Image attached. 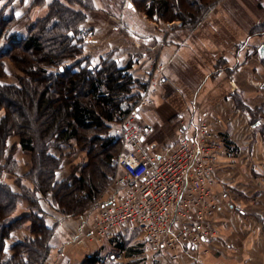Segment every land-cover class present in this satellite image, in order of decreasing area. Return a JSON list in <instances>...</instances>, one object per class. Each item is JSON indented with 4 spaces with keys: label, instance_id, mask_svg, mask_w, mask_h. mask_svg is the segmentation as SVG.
<instances>
[{
    "label": "trees",
    "instance_id": "trees-1",
    "mask_svg": "<svg viewBox=\"0 0 264 264\" xmlns=\"http://www.w3.org/2000/svg\"><path fill=\"white\" fill-rule=\"evenodd\" d=\"M132 1L151 18L180 19L181 25L198 23L201 13L212 4V0ZM21 18H2L1 23L0 38L8 39L9 45L0 52V111L4 110L0 117V151L7 147L10 137L17 135L21 146L33 154L34 165L28 177L34 185L17 192L0 176V264H44L54 227L39 204L41 195L51 196L53 205L66 215L84 214L98 204L118 174V155L112 149L122 139L109 133V122H121L133 109L131 101L135 97L130 93L137 79L130 72V64L121 66L117 58L101 65L93 64L89 57L76 59L83 53L79 43L84 40L79 37L84 18L81 12L55 2L46 17L29 25L26 37L16 38L13 30ZM4 58H10L23 71L17 83L4 80ZM72 138L90 153L99 151L103 158L100 166L89 162L81 175L58 180L62 158L52 149ZM8 157L9 169L13 170V154ZM21 201H28L30 213L13 216ZM26 219L32 220L34 237L11 242L13 231ZM123 241L122 237L114 238L111 244L115 251L108 257L101 251L103 246L81 264H105L108 258L123 252L133 256L143 251L142 242L126 245ZM9 249L14 253L9 254ZM143 261L132 259L124 264Z\"/></svg>",
    "mask_w": 264,
    "mask_h": 264
},
{
    "label": "crops",
    "instance_id": "crops-1",
    "mask_svg": "<svg viewBox=\"0 0 264 264\" xmlns=\"http://www.w3.org/2000/svg\"><path fill=\"white\" fill-rule=\"evenodd\" d=\"M31 1L33 0H15L6 6L3 18L23 17L29 12L31 22H35L48 13L49 4L52 2L47 0L45 4L31 9ZM1 3L4 5L5 0H1ZM114 14L116 16L114 19L119 23L115 24L114 29L118 30L119 26H123L135 42V46L132 45L134 48L129 46L125 50L122 46L120 52H117L120 58L126 56V59H130L129 61L134 63L135 70L138 64L136 60L139 58L135 54L142 52L147 55L149 48H157L156 53L168 63L166 72L170 76L171 83L161 89L160 102L155 112L139 113L141 119L149 125L145 138L149 149L152 151L158 149V152L154 151L155 153L166 152L164 150H166L167 141L180 131L181 119L188 124L194 117V112H206L213 122L218 120L215 124L216 130L227 144V149L220 157L219 167L211 180L220 204L216 214L218 233L208 242L198 246L196 252L202 254L201 264H264V219L255 218V215L264 217V212L256 210L258 208H246V202L255 205L264 200V190L255 188L259 184H264V178L260 176L264 173V166L257 163L256 159L254 160L255 154L264 152V135L262 131L257 130V126L264 123V114L256 118V124L250 121L248 115L257 105L264 104L263 65L256 64L252 52L249 54L250 51L246 52L243 46L235 45L234 48L232 45L226 48L219 46L210 52V42L207 39L203 41L192 35H179L172 32V34L167 32L166 36H161L137 13L134 5H130V1L126 3L122 13L114 12ZM242 28V26L235 27L238 29L234 35L235 42L249 45L250 50L256 49L254 53L259 56L264 45L263 34H251L243 31ZM178 29H180L179 25L173 27L172 31H179ZM14 35L16 38L26 37L27 28L21 27L15 30ZM92 39L93 43L98 42L96 37ZM8 45L7 39L5 43L0 44V52L4 51ZM115 47L118 45L111 44L110 51L111 49L114 51ZM135 47L141 49L137 51ZM127 51L130 52L127 53ZM131 53L132 56L129 57ZM219 57L225 58L222 63L216 62ZM174 62L178 64L174 66ZM187 69H192L191 73L196 74H192L193 80L190 82L186 81V75H184ZM155 124L159 126L157 128L161 132L154 135L151 131L156 130ZM152 135H154L153 138ZM148 137L151 138L150 141ZM75 142V139H72V148ZM16 144V159L20 165L17 174L22 177L28 171L24 166L30 168V161L24 164L20 155L29 154L30 151L21 146L19 138ZM53 153L57 155L56 149ZM69 164L64 162V165ZM64 165L57 172L58 180L70 175L68 168ZM76 173L78 175V172ZM10 177L11 175H9V181L12 180ZM23 183L33 187V183L29 180H23ZM10 184L12 187L15 186ZM14 189L19 192L18 184ZM111 192L110 187L101 198V202L109 199ZM41 202L47 214V222L55 229L51 241L52 251L44 264H81L87 255L105 246V243L88 236L99 215L98 205L85 214L66 218L52 207L49 201L41 199ZM29 213L30 209L20 203L15 216L21 217ZM132 229L134 228L128 227V230L119 236L131 240L129 245L138 243H136L138 235L134 234ZM31 231L30 221H24L13 233L11 240L33 238ZM107 239H109L108 242L114 240V238ZM142 244L143 251L140 253L133 256L121 253L120 264L139 258H143L144 264H180L172 260L166 250L153 255L146 250L143 242ZM204 248H208L209 251L204 253ZM189 257L185 254L184 261Z\"/></svg>",
    "mask_w": 264,
    "mask_h": 264
},
{
    "label": "built area",
    "instance_id": "built-area-1",
    "mask_svg": "<svg viewBox=\"0 0 264 264\" xmlns=\"http://www.w3.org/2000/svg\"><path fill=\"white\" fill-rule=\"evenodd\" d=\"M148 62L144 105L152 102L159 85L171 81L167 62L154 57ZM139 108L120 122L118 132L126 150L116 159L119 172L110 186L111 196L101 202L88 236L103 242L120 238L127 227H138L151 254L166 250L180 264H201L198 246L218 232L215 217L220 204L211 180L227 149L215 127L218 120L194 112L188 124L181 119L178 139L166 152L151 153ZM185 254L190 256L186 261Z\"/></svg>",
    "mask_w": 264,
    "mask_h": 264
},
{
    "label": "rangeland",
    "instance_id": "rangeland-1",
    "mask_svg": "<svg viewBox=\"0 0 264 264\" xmlns=\"http://www.w3.org/2000/svg\"><path fill=\"white\" fill-rule=\"evenodd\" d=\"M14 1L15 0H12L9 2L8 0H5V4L2 5L1 0H0V28H1L2 18H3V14H4V10H5L6 6L10 5ZM46 1L47 0H33V1H31L32 2L31 3V9L34 6H39V5L45 4ZM101 1L100 0H52V2L49 4V7H48V13L46 12L47 14L44 17H46L49 14V12L51 11L52 5L55 2L63 4L65 6L71 8L74 11L81 12L84 15V18L80 22L79 37H83L84 40H82L79 43L83 45V53L81 55H79L76 59H81L83 57H89L90 61L93 64L101 65L107 59L117 58L119 60V64L121 66H125L127 64H130V72L132 73L134 78L137 79V84L135 85L132 92L130 93L133 95V97H135L131 101V105L133 106V109L136 108L137 106H139L140 108L138 109V111L140 114L141 113L143 114L144 111L145 112H148V111L155 112V110H156L155 108L157 107L158 103L160 102V96H161L160 91H162L161 89L163 88V86L171 83V81L169 83L158 86L156 94L152 97V99L150 98L152 101L151 103L147 102V103H145V105L142 104V102H144L143 94L146 92L147 88L149 87V82H148L147 76H146L147 75L146 74L147 68L149 65L148 59L150 57H154V58H157L158 60H161V61H164V60L158 55V53H156L157 48L156 49H153V48L150 49L149 48L147 55L143 54L142 52L135 54L136 57H139L136 60V63H138V64L136 67L137 69H135V70L133 69L134 63H131L129 61L130 59L129 60L126 59V56L120 58L118 56L119 53L117 54V52L118 51L120 52V49L122 48V46H123V48H125V50L128 49L129 46L134 48L133 46H135L134 45L135 42H133V38L131 37L130 33L127 30L123 29V26H119L118 30H116V28L114 29L115 24L118 23L116 21V19H114V18H116L114 12L119 13V14L122 13L123 10H125L126 3L130 1V3L133 4V1L132 0H106V1H102V2ZM106 7H107V9H106ZM134 7H135V5H134ZM180 7H182V5H180ZM135 10H137V13L147 22V24H149V26L154 27L157 30L158 34L159 33L161 34V36L162 35L166 36L167 32H168L169 34L173 33V34H179V35H181V34L192 35V36H195L196 38H198L199 40L203 39V41L205 39H207L210 42V47H209L210 52L217 49V47H219V46H220V48H223V47L226 48V47L231 46V45L233 48L235 47V45H236V47L243 46V48L246 50V52L250 51L249 54H251V52H252V55H254V58H255V63L263 65V67H264V45L262 48V52H260V55L258 56V55H255L256 49L250 50L249 45H246V44L242 45L240 43H236L234 40V35L238 31V29H235V27H239V26L243 27L242 28L243 31H248L251 34L261 33L264 36V0H212V4L209 7H207V9L204 11V13L203 12L201 13V15H200L201 18H200V21H198V23L193 24L190 22V23H185V25H181L180 19L164 20V19H159V18H151L147 13H145L141 10H138L136 7H135ZM28 13L29 12H27V14H25L19 20L18 24H16L17 26L14 28L13 31H15L17 29L19 30L21 27H26L27 31H28L29 25L31 23H34V22H31V19H30ZM10 17L17 18V16H10ZM44 17H42V18H44ZM42 18L36 20L35 22L41 20ZM177 25L180 26V29H178L179 31H176V30L172 31L173 27H175ZM94 37H96L98 42L99 41L100 42L99 43L98 42L93 43L92 38H94ZM5 42H6V39L0 38V44H3ZM111 44L118 45V47H115L114 51L112 49L110 51L109 48L111 47ZM153 44H155V42H153ZM135 48L137 51L139 49H141L139 47H135ZM257 51H258V49H257ZM128 52H130V51H127V53ZM131 56H132V53H131V55L129 54V57H131ZM224 59L225 58H223V57H221V58L219 57V58H217L216 62L222 63ZM1 61L6 63V71L4 70V75H5L4 80L9 81V82H13V83H17L18 82L17 76L23 75V71L21 69H18L14 65V63L12 62V60L10 58H4V59H1ZM164 62H166V61H164ZM255 63H253V64H255ZM176 64H178V63H175V62L173 63L174 66ZM191 72H192V69H187L185 74H184V75H186L185 78H186L187 82H190L191 80H193V79H191L193 76L192 74H195V73H191ZM170 89H172V88H170ZM3 114H4V110H1L0 111V117ZM261 114H264V104L257 105L256 108L254 109V111L250 112L248 115H249L250 121H255L256 118L258 119ZM140 123L145 124L147 128L149 126L145 123L144 119H141ZM109 124H110L109 133L116 136V137H120V133L118 132V127L120 125V122H117V121L116 122H109ZM155 125L154 126L156 127V130H154V131L152 130L151 132H152V134H154V133L159 134L161 132V130H159L157 128V127H159L157 124H155ZM252 125H254V124H252ZM257 130H260L263 132L264 123H262V125L257 126ZM154 135H152V138ZM178 135H179V132H176V134H174L170 137V139L167 141L166 146H165L166 150L172 144H174L177 141ZM263 135H264V133H263ZM150 137H151V135H150ZM150 137H148L149 141L151 140ZM18 138L19 137L17 135L10 137L9 141L7 142V147H5L4 150H2V152L0 151V176H1L2 180H5L9 184L12 183L13 186L14 185L16 186V184H18L19 192H22L23 191L22 187L26 186L23 183V180L31 181L30 177H28V174L32 170L34 162H33V154L31 152H29V154L20 155L24 164L27 161H30V164H29L30 168L24 166L25 170L28 169V171L22 177L17 174L18 170L20 168L19 161L16 159V149H17L16 141L18 140ZM72 139H75V141H76L75 146L73 148L71 147V145H73ZM72 139L69 142L62 144L60 148H56L57 156L62 158V166L60 167V169L63 168L64 162L70 163L69 165H64V166H66L68 168V172L70 173L69 177H71L74 175L79 176V175H81V173H84L85 168L83 169V167L85 164H88L89 162H90V164H91V162H93V164L97 162L98 164L97 163L96 164L100 166V164H101L100 160H101V158H103V154H100L99 151H95L94 154L90 153L89 150H86V149L81 147L78 139H76V138H72ZM121 139L122 140H120V142L118 144H116V146L112 149L114 152L113 154L116 156L117 155L119 156L123 151L126 150L124 140L122 137H121ZM63 146H65V147H63ZM145 146H147V144ZM12 147L14 148V150L11 149ZM53 150H55V149H52V152H53ZM148 150L151 153L158 152V149H155L154 150L155 152L150 150V149H148ZM166 150H164V151H166ZM159 152H162V150H159ZM10 153L13 154L12 158L14 159V161L16 163L13 165L14 166L13 170L9 169V165H8V163H9V157L8 156ZM73 157L75 158L74 161H73ZM255 159L257 160V163L262 164L264 166V152H260V153L255 154L254 160ZM254 162H256V161H254ZM92 169H93V167H92ZM9 170H12L13 172H11ZM86 170H87V168H86ZM94 171L95 172L93 175H96L97 174L96 169H94ZM76 172H78V175ZM118 172H119V169H118ZM9 175H11L10 178L12 179L10 181L8 180ZM260 176H262L264 178V173L260 174ZM69 177H67V178H69ZM16 179H20V182H16ZM15 186L13 187V189L15 188ZM108 186L105 189V191L102 193L103 195L109 190L110 185H108ZM257 187H259V189L264 190V184L263 185L259 184V186H256L255 188H257ZM103 195H102V197H103ZM41 199H43V200L45 199V200L49 201L50 205L52 207H54L59 213H61L56 208V206L53 205V200H52L51 196L45 197V196L41 195V197L39 199V204L42 207ZM99 202L97 205L99 207H101V199L99 200ZM21 203H23L24 206L29 208L28 201H21ZM246 204H247L246 205L247 209L258 208L256 210H259L260 212H262V211L264 212V200L260 201L259 203H256L255 205H252L250 203L248 204V202H246ZM96 206L92 207L91 209L95 208ZM91 209H89V210H91ZM15 212H16V210H15ZM15 212H14L13 216H15ZM61 215L65 216L66 218L79 216V215H66L63 213H61ZM255 218L257 220H260L262 218L264 219V217H261L259 215H255ZM25 221H30V224H32V220H30V219H26ZM215 221H216V227L218 229L217 216L215 217ZM21 225H22V223L20 224V226ZM20 226H18L13 231V233L17 229H19ZM133 228H134V229H132V230H134L133 233L138 235L137 236L138 240H136V243L142 242L141 231L139 230L138 227H133ZM127 230H128V227L125 228L124 230H122V232L124 233ZM13 233H12V235H14ZM31 233H32V231H31ZM54 233H55V229L53 230V234H52L50 243L52 241ZM32 235L34 236L33 233H32ZM27 238L28 237H26L24 239H27ZM24 239H21V240H24ZM108 240L109 239L106 238L103 241V243H105V247H103V250H101L103 252V255L105 256V258L109 256L110 252H113V250L115 251V249H113V247H112L111 242H108ZM123 240H124L123 242L126 245H128V243L130 244V242H131V240L127 239L126 237H125V239L123 238ZM10 241L13 242V240H11V239H10ZM14 241H16V240H14ZM52 247L53 246L51 245L48 256L50 255V253L52 251ZM8 252H9V254L14 253V251L12 249H9ZM120 263H121V261H120V258L118 256L114 259L108 258L106 260L105 264H120Z\"/></svg>",
    "mask_w": 264,
    "mask_h": 264
},
{
    "label": "water",
    "instance_id": "water-1",
    "mask_svg": "<svg viewBox=\"0 0 264 264\" xmlns=\"http://www.w3.org/2000/svg\"><path fill=\"white\" fill-rule=\"evenodd\" d=\"M130 5H133L132 3H130Z\"/></svg>",
    "mask_w": 264,
    "mask_h": 264
}]
</instances>
